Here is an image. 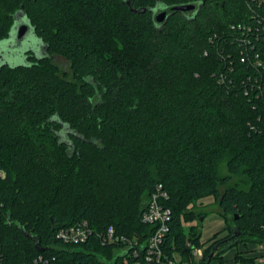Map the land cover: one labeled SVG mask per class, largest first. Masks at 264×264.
<instances>
[{
	"label": "trees",
	"instance_id": "obj_1",
	"mask_svg": "<svg viewBox=\"0 0 264 264\" xmlns=\"http://www.w3.org/2000/svg\"><path fill=\"white\" fill-rule=\"evenodd\" d=\"M22 21L49 56L0 65V262L121 264L155 228L142 214L159 184L166 255L204 248L199 264H225L264 242V0H0L9 50ZM209 196L228 233L204 247L207 212L187 207ZM81 221L89 241L65 244ZM110 227L126 241L103 244Z\"/></svg>",
	"mask_w": 264,
	"mask_h": 264
},
{
	"label": "built area",
	"instance_id": "obj_2",
	"mask_svg": "<svg viewBox=\"0 0 264 264\" xmlns=\"http://www.w3.org/2000/svg\"><path fill=\"white\" fill-rule=\"evenodd\" d=\"M1 175L3 177L5 176L2 172ZM166 197V192L163 191L162 185L159 184L156 191L151 195L146 209L142 214L143 222L155 226V228L147 242L140 246V248L137 247L140 245L137 239H134L130 243L134 247L122 257L121 264H192L191 261L187 262L179 252H174L172 256H168L163 250L164 239L168 233L170 210L165 209L160 200ZM92 234L93 230L89 227L88 222L81 221L61 229L58 232V237L65 244L80 245L89 241ZM98 238L103 244L126 241L124 237L116 235L113 227L99 234ZM131 246L123 247L118 252H123V250H127ZM203 254L204 248H196L193 249L190 257L201 261ZM53 261H55V257L50 260L47 256L40 255L33 260L32 264H53ZM0 264L3 263L0 262ZM225 264H264V242H252L248 243L247 246L240 244L232 257L225 258Z\"/></svg>",
	"mask_w": 264,
	"mask_h": 264
},
{
	"label": "rangeland",
	"instance_id": "obj_3",
	"mask_svg": "<svg viewBox=\"0 0 264 264\" xmlns=\"http://www.w3.org/2000/svg\"><path fill=\"white\" fill-rule=\"evenodd\" d=\"M0 50H3L5 52L3 59H0V65L4 63L10 65L26 64L27 51L29 50H31L32 54L37 57H41L44 55L41 41L32 32H29L27 34L22 46H17L14 50H9L6 41H2L0 42ZM9 51L10 53H8ZM52 62L58 67V75L61 76V78H65V80L67 81L73 79L70 63L66 58L56 55L53 57ZM219 172L220 174L228 173L227 158H224V160L220 163ZM187 208L190 211L193 210L197 215L207 212V215L201 222V226L198 228L201 230V243L204 244V247L213 244V242L227 235L228 232L225 229L226 221L221 214L214 197L209 196L200 199L195 205L190 204ZM188 225L189 224H187V226ZM184 259L187 262L191 261L193 264H199L200 262L198 261V259L191 257Z\"/></svg>",
	"mask_w": 264,
	"mask_h": 264
},
{
	"label": "water",
	"instance_id": "obj_4",
	"mask_svg": "<svg viewBox=\"0 0 264 264\" xmlns=\"http://www.w3.org/2000/svg\"><path fill=\"white\" fill-rule=\"evenodd\" d=\"M127 4H130V2L128 1ZM196 5L195 4H187V5H178V6H174L171 8L172 11H193L196 9ZM137 12L140 11H144V10H136ZM168 17V13L165 10L159 11L158 13H156V22L157 23H163L164 20ZM29 28L30 26L25 22L22 21L20 25H16L14 27V32H15V38L10 40L14 41V42H18L21 43L25 37L27 36L28 32H29ZM26 233V232H25ZM27 237L31 238L34 243L35 246L37 248V250H44V247L41 246V242H40V238L37 236H32L28 233H26ZM212 257V255L210 256V258Z\"/></svg>",
	"mask_w": 264,
	"mask_h": 264
},
{
	"label": "crops",
	"instance_id": "obj_5",
	"mask_svg": "<svg viewBox=\"0 0 264 264\" xmlns=\"http://www.w3.org/2000/svg\"><path fill=\"white\" fill-rule=\"evenodd\" d=\"M236 248H234V249L230 250L228 253H226L225 258L232 257L234 252L236 251ZM211 264H218V262L217 261H213V262H211Z\"/></svg>",
	"mask_w": 264,
	"mask_h": 264
},
{
	"label": "flooded vegetation",
	"instance_id": "obj_6",
	"mask_svg": "<svg viewBox=\"0 0 264 264\" xmlns=\"http://www.w3.org/2000/svg\"><path fill=\"white\" fill-rule=\"evenodd\" d=\"M43 51H44V49H43ZM45 52H46V51H44V55H43V56H47V57H48V56H49V54H46ZM41 57H42V56H41ZM53 57H54V56L50 57V58H51V60L53 59ZM2 59H3V57H1V60H2Z\"/></svg>",
	"mask_w": 264,
	"mask_h": 264
}]
</instances>
